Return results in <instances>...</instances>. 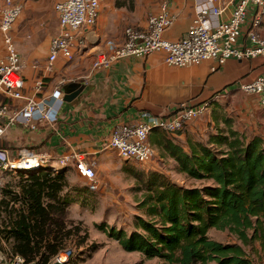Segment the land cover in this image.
<instances>
[{
  "label": "trees",
  "instance_id": "1",
  "mask_svg": "<svg viewBox=\"0 0 264 264\" xmlns=\"http://www.w3.org/2000/svg\"><path fill=\"white\" fill-rule=\"evenodd\" d=\"M259 105L263 107L260 100ZM211 118L216 133L205 142L196 140V134L185 142L174 137L185 129L173 134L154 130L150 135L161 158L173 160L178 173L201 185L179 187L165 173L151 171L134 231L100 227L126 252L161 264H253L247 248L255 249L256 243L264 253V137L249 136L235 126L218 103ZM67 172L50 168L18 172L27 175L26 183L14 199L4 187L0 249L6 243L9 253L21 256L26 264H51L79 238L81 227L75 233L67 230L73 224L66 218L71 201L63 196L69 188ZM10 200L20 208L9 211ZM212 229L227 231L238 242L216 241L209 236ZM86 241L83 238L77 246Z\"/></svg>",
  "mask_w": 264,
  "mask_h": 264
},
{
  "label": "crops",
  "instance_id": "2",
  "mask_svg": "<svg viewBox=\"0 0 264 264\" xmlns=\"http://www.w3.org/2000/svg\"><path fill=\"white\" fill-rule=\"evenodd\" d=\"M222 2L224 6L228 5L223 16V20L227 21L235 10L237 0H222ZM161 4L154 6L153 14L159 13ZM168 5L175 21L165 31L164 39L177 42L185 37L196 17V0H169ZM26 16L25 26L22 33L19 32L17 39L21 42L24 38L23 33L30 35L27 39L30 43L25 44L29 55L21 57L18 47H15L23 66L22 75L27 83L26 94H31L34 92L35 82L44 77L49 43L58 34L59 22L54 30V36L49 33L38 37L32 33L31 22L41 19L33 17L34 21H28L29 15ZM126 23L127 21L118 13V8L109 5L107 15H99L96 26L85 29L84 45L75 51L74 58L68 60L60 57L56 63V71L44 78V90L38 95L39 98L51 93L62 79L70 81L61 87L65 97L67 96L70 101L65 102L57 123L53 126L40 124L36 131L21 126L11 127L1 139V146L13 157H18L24 150L54 160L79 153L97 165V158L111 149L108 143L114 128L119 125H136L144 122L145 114L167 119L180 110L181 104L188 106L193 104L201 107L205 105V115L214 108L215 104H212L214 99L221 98L224 99V103H231L228 107L220 105L227 113L235 105L237 106L236 99L240 98L244 100L240 103L242 107L240 110L248 113L254 109L257 115L263 113L264 108L259 105L258 97H248L249 101L244 98V92L240 90L242 83L264 75L262 58L230 59L224 66H218L216 61H211L203 66L177 68L165 63L164 54L154 53L143 58L132 57L120 60L109 70L94 69L95 55L98 52L104 51L110 45L123 44ZM134 24L141 28L147 25L145 18ZM260 32L264 37V23ZM246 39V36L240 38L238 47L252 46ZM42 50L44 54H40ZM215 66L217 70L212 72V67ZM192 123L186 126L183 134L174 137L185 142L187 137L194 136L196 130ZM240 129L245 130L244 127ZM153 147L156 156L160 155L157 148L154 145ZM164 161V158H160L158 162L155 157L147 165H150L153 171L162 172L160 164ZM168 161L175 164L171 159ZM66 169L68 173L76 172L73 162Z\"/></svg>",
  "mask_w": 264,
  "mask_h": 264
},
{
  "label": "built area",
  "instance_id": "3",
  "mask_svg": "<svg viewBox=\"0 0 264 264\" xmlns=\"http://www.w3.org/2000/svg\"><path fill=\"white\" fill-rule=\"evenodd\" d=\"M101 0H58L53 10L58 18L59 31L49 43L44 77L37 80L33 93H27V83L22 75L23 66L19 53L8 35L9 30L23 12V4L16 0H5L0 9V30L4 33L6 56H0V141L11 127L21 126L36 131L40 124L53 126L65 105V95L61 87L68 82L62 79L59 85L48 95L43 93L44 78L56 71L60 57L71 60L75 51L84 45L85 29L97 24ZM228 8L222 0H196V17L184 38L177 42L164 39L165 31L170 28L175 18L170 14L169 5L164 2L157 14L148 17L145 28L128 27L125 40L119 46L110 45L95 55L94 69L109 70L120 60L143 58L154 53L165 55V63L170 67L184 68L203 66L216 61L224 66L230 59H264V37L260 29L264 23V0H237L235 10L229 20H223ZM246 36L252 46L244 48L240 38ZM217 67H212L215 72ZM240 90L259 97L264 107V75L242 83ZM180 110L167 119L145 114L146 121L136 125H119L114 128L109 140V148L128 162L147 165L156 157V150L149 142L154 130L168 134L183 131L189 123L204 115L206 106L181 104ZM37 158L38 164L33 169H26L30 158ZM56 161V163H55ZM74 163V169L85 179L87 187L96 191L99 188L96 165L88 161L85 155L74 153L54 160L26 150L18 157H13L0 142L1 172H36L41 168L55 171L66 169ZM3 187L0 176V191ZM0 264H26L21 256L7 258L0 252ZM53 264V262L51 263Z\"/></svg>",
  "mask_w": 264,
  "mask_h": 264
},
{
  "label": "rangeland",
  "instance_id": "4",
  "mask_svg": "<svg viewBox=\"0 0 264 264\" xmlns=\"http://www.w3.org/2000/svg\"><path fill=\"white\" fill-rule=\"evenodd\" d=\"M5 0H0V9ZM23 4V12L18 17L8 32V35L13 39L15 46L21 57H27L29 50L25 46L30 43V35L22 34L24 37L20 42L17 38L19 32L25 26L24 20L26 15H29L28 21H34V18L41 19L40 21L31 22L32 33L40 37L52 33L58 23L56 14L53 10L55 2L58 0H16ZM169 0H101V10L99 15H107L109 5H115L118 8V13L122 15V19L127 21L125 31L128 27H138L134 24L141 18H145L146 24L148 17L153 14L152 10L157 4L167 2ZM118 4L121 6L118 7ZM25 17V18H24ZM34 17V18H33ZM36 22V23H35ZM30 28V26H29ZM28 32L29 29H28ZM57 35V34H56ZM55 35V36H56ZM15 38V39H14ZM20 42V43H18ZM43 48V47H42ZM45 54L46 50L44 49ZM44 51L40 54H44ZM6 48L4 44V33L0 30V56H6ZM43 56V55H42ZM245 99L253 98L255 95L243 93ZM243 97V96H242ZM249 97V98H248ZM256 97V96H255ZM218 101V102H216ZM250 101V99H249ZM215 103H219L223 107H228L231 103H224V99H214ZM238 103L234 108H231L227 113L234 121L235 126L244 127L245 132L251 134H262L264 137V111L259 115L254 109L248 113L240 110V103H243V98L236 99ZM221 106V107H222ZM242 108V107H241ZM210 109L200 119L193 122V127L196 130V140L207 141L209 134L216 133L214 124L212 123V111ZM258 116V118H257ZM253 121V122H252ZM251 124V125H249ZM248 126V127H247ZM224 128V125L221 124ZM160 155L156 156L160 162ZM97 177L99 181V189L92 191L87 187L85 179L79 176L77 172H67L69 188L63 192V196H67L71 204L67 208L66 218L73 224L68 226L67 230H72L75 233L77 227H81L84 232L79 238L74 240L68 248L61 252L53 261L60 264H161L158 259H146L140 253L126 252L118 242L111 240L100 229L101 226L114 228L117 230H125L128 233L134 231L135 218L141 216L142 212L139 209V202L143 198V189L148 181L151 173L150 165H140L133 162H128L120 159L115 150L110 149L104 152L97 158ZM160 167L162 172L179 187L200 186V182H196L187 178L185 175L178 173L176 165L173 162L165 160L161 162ZM72 169V168H71ZM1 182L3 187L0 191V203L4 199L2 190L7 188L11 191L9 199H14V193L20 191V186L26 183L27 175L12 172H1ZM8 199V198H7ZM8 210L16 207L19 209L21 204H14L12 200ZM5 207V206H4ZM6 212L4 208L0 210V233ZM209 236L222 243L238 242L237 238L225 231L212 229ZM87 239L83 246H77L82 239ZM0 252L8 259L11 258L9 246L3 243ZM247 252L253 260V264H264V253L260 250L259 243L255 244V249L247 248ZM70 261V262H69Z\"/></svg>",
  "mask_w": 264,
  "mask_h": 264
},
{
  "label": "bare ground",
  "instance_id": "5",
  "mask_svg": "<svg viewBox=\"0 0 264 264\" xmlns=\"http://www.w3.org/2000/svg\"><path fill=\"white\" fill-rule=\"evenodd\" d=\"M26 164H28L29 166L26 167V169H33L36 167V165L38 164L37 158H30L29 162H26Z\"/></svg>",
  "mask_w": 264,
  "mask_h": 264
},
{
  "label": "water",
  "instance_id": "6",
  "mask_svg": "<svg viewBox=\"0 0 264 264\" xmlns=\"http://www.w3.org/2000/svg\"><path fill=\"white\" fill-rule=\"evenodd\" d=\"M73 86V85H72ZM66 92H67V94H68V90H66ZM64 100H65V102H69L70 100L68 99V97L66 96L65 98H64ZM66 171V169H62L60 172H65ZM35 172V171H34ZM55 264H60V262L59 261H57Z\"/></svg>",
  "mask_w": 264,
  "mask_h": 264
}]
</instances>
